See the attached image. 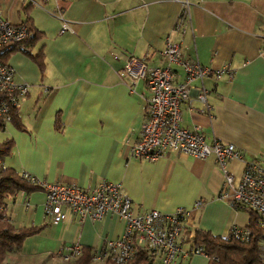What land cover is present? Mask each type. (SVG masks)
I'll list each match as a JSON object with an SVG mask.
<instances>
[{
  "label": "crops",
  "instance_id": "obj_1",
  "mask_svg": "<svg viewBox=\"0 0 264 264\" xmlns=\"http://www.w3.org/2000/svg\"><path fill=\"white\" fill-rule=\"evenodd\" d=\"M35 1L0 0V14L12 24L21 23L22 8L30 4L31 22L42 34L33 52L43 45L45 55L43 70L19 50L6 60L14 82L26 86V92L18 106L22 129L12 122L0 129V142H13L3 166L81 188L120 183L137 213L190 209L199 200L184 223L190 231L198 228L221 237L232 225L246 226L247 212L218 197L222 172L213 156L166 151L150 162L130 154L149 92L144 80L130 82L120 71L129 56L149 66L167 65L162 53L167 37L179 44L184 58L213 69L228 65L230 77L194 81L206 89L208 106L192 95L190 103L180 104V124L198 127L207 143L233 144L241 156L228 160L226 170L235 180L247 162L264 170V0ZM185 3L182 32L176 24ZM63 24L67 29L60 32ZM170 67L182 80V68ZM57 115L60 130L55 128ZM44 196L39 187L21 189L7 199L4 216L17 228L40 226L33 235L44 234V243L58 252L78 242L92 254L123 232L124 221L116 214L80 221L68 208H63L61 222L51 224L44 215ZM194 259L208 261L197 254L181 264H194Z\"/></svg>",
  "mask_w": 264,
  "mask_h": 264
},
{
  "label": "built area",
  "instance_id": "obj_2",
  "mask_svg": "<svg viewBox=\"0 0 264 264\" xmlns=\"http://www.w3.org/2000/svg\"><path fill=\"white\" fill-rule=\"evenodd\" d=\"M30 1L36 3L35 0ZM183 5L185 7L176 24V30L182 32L187 16L186 3ZM65 29L67 26L63 24L60 32ZM30 34L25 24H12L0 14V47L10 48ZM162 53L167 59V65L149 66L143 60L129 56L120 71V75L130 82L144 80L149 92L145 98L144 120L137 139L130 144V154L150 162L162 157L166 151L189 154L200 159L213 156L222 172L218 197L233 207L240 204L255 210L259 215L260 225L264 228V170L254 162H247L240 178L235 180L226 170L228 160L241 156L233 144L220 140L207 143L198 127L189 130L180 124V104L190 103L192 95L205 108L208 106L206 89L203 86L197 88L194 81L210 76L215 79L222 75L230 77L232 70L226 64L213 69L182 57L179 44L168 37ZM112 56L117 58L114 53ZM170 64H177L182 68V80L175 78ZM13 76V68L7 62L0 61V92L5 93L6 97L0 103V119L5 124L10 122V105L19 106V101L26 92V86L15 83ZM24 176L43 189V211L51 224H57L65 218L63 208L76 213L80 221L85 218L100 220L108 213L116 214L124 221L122 234L116 239L105 240L100 250L91 254L89 264H128L139 249L149 251L152 264H181L183 260L197 254L207 257L200 247L184 249L180 243L184 223L200 205L199 200L190 209L179 207L170 213L151 209L137 213L131 199L117 182L101 181L94 187L81 188L75 182H47L29 174ZM25 204L28 205V202ZM227 234L242 240L249 237V231L237 225H232ZM258 249L264 264V239L259 242ZM81 254L82 246L73 242L65 251L52 254L51 257L67 263ZM0 264L18 263L3 259Z\"/></svg>",
  "mask_w": 264,
  "mask_h": 264
},
{
  "label": "trees",
  "instance_id": "obj_3",
  "mask_svg": "<svg viewBox=\"0 0 264 264\" xmlns=\"http://www.w3.org/2000/svg\"><path fill=\"white\" fill-rule=\"evenodd\" d=\"M30 4L24 6L22 11L24 19L21 23L28 26L31 34L20 42L13 44L10 48L0 47V61L6 62L10 53L21 51L27 55L40 70L45 65L44 46L41 45L36 52L33 48L42 38L39 32L32 24L29 16ZM5 93L0 92V103L5 99ZM10 122L17 128L22 129L18 115V106L10 105ZM60 117L57 115L55 128L61 129L59 123ZM5 123L0 119V129ZM12 140L7 139L0 142V260H3L10 252L18 251L24 240L35 234L40 226H22L15 227L9 219L4 216V206L8 198L12 197L17 191L25 190L29 192L37 185L32 184L21 173L12 168L4 167L2 160L10 154ZM235 209H242L249 215V221L244 228L249 231L247 240L232 235L214 236L210 232L194 228L192 231L184 226L180 237L181 245L183 242L189 244V249L200 247L208 257L207 264H262L258 244L264 239V228L260 225L259 215L251 208L244 207L240 204L234 205ZM91 257V251L87 247L82 248V255L78 257L77 264H88ZM152 259L147 249H139L135 252L128 264H152Z\"/></svg>",
  "mask_w": 264,
  "mask_h": 264
},
{
  "label": "rangeland",
  "instance_id": "obj_4",
  "mask_svg": "<svg viewBox=\"0 0 264 264\" xmlns=\"http://www.w3.org/2000/svg\"><path fill=\"white\" fill-rule=\"evenodd\" d=\"M45 240L46 238L44 234L41 236L31 235L24 240L18 251L10 252L4 259L8 261H10L9 259L15 260L20 264H67L61 259H52V254H56L58 250L45 244ZM183 247H187V244H184ZM193 262L194 264L199 263L195 259Z\"/></svg>",
  "mask_w": 264,
  "mask_h": 264
}]
</instances>
